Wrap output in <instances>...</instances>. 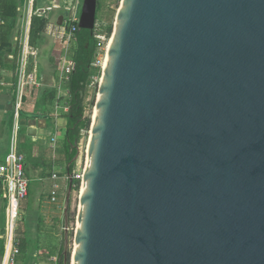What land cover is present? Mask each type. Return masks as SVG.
Segmentation results:
<instances>
[{
	"label": "water",
	"instance_id": "95a60500",
	"mask_svg": "<svg viewBox=\"0 0 264 264\" xmlns=\"http://www.w3.org/2000/svg\"><path fill=\"white\" fill-rule=\"evenodd\" d=\"M93 112L62 264H264V0H121Z\"/></svg>",
	"mask_w": 264,
	"mask_h": 264
},
{
	"label": "crops",
	"instance_id": "0c3cea01",
	"mask_svg": "<svg viewBox=\"0 0 264 264\" xmlns=\"http://www.w3.org/2000/svg\"><path fill=\"white\" fill-rule=\"evenodd\" d=\"M13 1L17 7V15L12 20L13 28L9 40L15 43L24 32L27 6L26 0ZM55 11L49 0H34L28 27L30 31L33 20L36 26L40 20L44 24L31 47L35 54L29 57L30 64L37 67L38 73L43 76L44 86L28 94L22 113L19 151L24 157L28 193L20 209L18 235L21 238V264H55L51 258L57 257L63 242L64 205L69 187L66 179L68 164L64 154L67 120L61 121L58 150L52 153L48 144L50 124L45 117L55 98L68 97V92L63 87H54L57 83L56 65L61 52L57 34L60 31L59 18L62 15L55 14ZM19 49L18 44V53ZM11 58L12 55L8 54L7 59ZM1 81L4 86L0 87V163H3L8 151L11 128V113L6 108L11 103L15 82L12 86L6 69H0ZM5 201V193L0 184V263L4 254L1 235L4 228Z\"/></svg>",
	"mask_w": 264,
	"mask_h": 264
},
{
	"label": "built area",
	"instance_id": "2783aa9c",
	"mask_svg": "<svg viewBox=\"0 0 264 264\" xmlns=\"http://www.w3.org/2000/svg\"><path fill=\"white\" fill-rule=\"evenodd\" d=\"M34 0H26V25L21 38L18 40L20 46L19 53L15 59L14 70V94L11 99V128L9 145L6 157L3 163H0V184L5 193L4 207V228L1 235L4 241V254L0 264H21L20 262V245L21 240L18 237V226L20 223L21 204L28 193V179L25 175L24 157L19 151L21 121L24 109L25 100L28 94L40 89L44 86L43 76L38 73L37 67L29 62L31 54H35L31 50L28 37V27L31 17V7ZM84 0H49L52 8H58L63 11L60 31L57 34V39L61 46L60 56L56 65L57 83L55 88L63 87L67 92L66 87L70 75L74 68L75 56V40L79 29L80 14ZM93 39L96 41L93 58L89 65V83L87 88L99 87L102 71L106 62L108 44L111 38V32L108 31L107 25L97 21L95 22L93 31ZM12 59V58H11ZM4 83L0 82V87ZM68 112V97L55 98L49 112H46L45 117L50 124L48 131V144L52 153L58 150V138L61 130V121L66 120ZM88 131L81 132V139ZM80 139V141H81ZM79 141V143H80ZM78 143L79 153L81 147ZM87 147V146H86ZM86 152V149H85ZM75 165V164H74ZM84 164L73 167L70 176L66 179L72 182L79 183L82 179ZM55 177V175H53ZM54 200V199H53ZM53 263H58V257L51 258Z\"/></svg>",
	"mask_w": 264,
	"mask_h": 264
},
{
	"label": "trees",
	"instance_id": "16d2710c",
	"mask_svg": "<svg viewBox=\"0 0 264 264\" xmlns=\"http://www.w3.org/2000/svg\"><path fill=\"white\" fill-rule=\"evenodd\" d=\"M16 15L17 7L13 0H0V69H6L9 72L12 86L15 82L13 73L16 64L15 59L18 54V42H10L9 38L13 28L12 20L16 18ZM43 28L44 24H42L41 20L38 22V26L35 25L34 20L32 21L29 31L30 47L35 44ZM111 28H108L109 32H111ZM95 48L96 41L93 39L92 32L78 30L75 40L74 68L66 85L68 89V112L66 114L67 124L64 139V154L68 165L77 153L76 148L81 139V132L88 131L90 126V119L84 117V100L89 83V65ZM8 54L12 55V59H7ZM74 164L68 167V173L72 172ZM78 189L79 183L72 182V191ZM18 237L20 238L19 235ZM57 257L58 264H62V245L58 250Z\"/></svg>",
	"mask_w": 264,
	"mask_h": 264
},
{
	"label": "rangeland",
	"instance_id": "374dc122",
	"mask_svg": "<svg viewBox=\"0 0 264 264\" xmlns=\"http://www.w3.org/2000/svg\"><path fill=\"white\" fill-rule=\"evenodd\" d=\"M121 0H97V10H96V20L100 21L107 25V28L112 27L115 22V17L117 10L119 8ZM55 11V14H63V11L58 8H53ZM61 10V11H58ZM111 28V30H112ZM97 91L98 87H91L87 88L86 94H85V112L84 117L90 119L93 114V109L95 106V100L97 98ZM89 138V136H88ZM87 134L81 139L79 145L81 147V151L79 153L78 160L76 161L74 167L76 169L79 167V165L84 164V158H85V147L86 142L88 141ZM79 190L72 191L71 194V200H70V212H69V251L72 250V238L73 233L75 230V221H76V215H77V207H78V197H79ZM6 200V199H5ZM20 225V223H19ZM19 230V226H18ZM19 234V233H18Z\"/></svg>",
	"mask_w": 264,
	"mask_h": 264
},
{
	"label": "bare ground",
	"instance_id": "6f19581e",
	"mask_svg": "<svg viewBox=\"0 0 264 264\" xmlns=\"http://www.w3.org/2000/svg\"><path fill=\"white\" fill-rule=\"evenodd\" d=\"M110 43V42H109ZM108 46H109V44H108ZM94 117V112H93V114H92V117H91V119ZM87 144H88V141L86 142ZM87 144H86V146H87ZM85 149H86V147H85Z\"/></svg>",
	"mask_w": 264,
	"mask_h": 264
}]
</instances>
